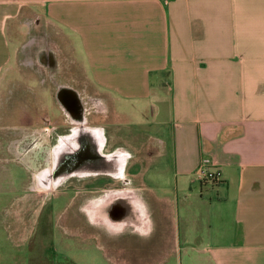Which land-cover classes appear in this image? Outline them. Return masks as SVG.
Listing matches in <instances>:
<instances>
[{"label":"crops","instance_id":"obj_1","mask_svg":"<svg viewBox=\"0 0 264 264\" xmlns=\"http://www.w3.org/2000/svg\"><path fill=\"white\" fill-rule=\"evenodd\" d=\"M33 23L56 36L55 49H39L51 52V65L33 70L36 54L24 65L34 79H67L80 98L130 102L147 115V144L118 146L123 176L149 206L129 204L128 216L113 224L125 231L100 235L72 213L88 191L38 187V146L2 132L0 207L11 193L24 210L49 206L55 228L69 211L73 227L87 229L75 242L100 253L73 264H264V0H0V84L17 75L14 26ZM32 35L26 31L23 53L35 45ZM47 96L40 103L55 107ZM129 136L136 142L142 134ZM204 157L215 163L216 182L194 178ZM152 160L163 164L152 168L154 180L171 169L174 184L165 193L158 181L142 183Z\"/></svg>","mask_w":264,"mask_h":264},{"label":"flooded vegetation","instance_id":"obj_2","mask_svg":"<svg viewBox=\"0 0 264 264\" xmlns=\"http://www.w3.org/2000/svg\"><path fill=\"white\" fill-rule=\"evenodd\" d=\"M40 63L51 65L50 51L49 55L44 50L36 52L35 65ZM34 80L41 90L45 89L50 94L49 98L56 107V111H52L35 97L24 98L23 115L28 120L25 128L32 131L48 129L34 131L21 144L32 148L38 146V187L48 193L66 188L79 192L84 188L88 192L82 190L79 195L78 203L72 209L74 217L79 222L90 223L100 235L118 236L113 232L120 234L125 227L115 228L113 224L128 216L131 208L127 206L138 201L146 209L149 202L145 193L136 189L132 181L122 174L125 151L118 144L109 146L105 124H96L92 120L94 115H102V102L93 96L80 98L78 91L67 85V79H54L49 74L48 79ZM27 93L34 94L33 91ZM43 138L48 140L46 146L40 145ZM98 178L108 179L110 184L86 187L88 181ZM122 204L125 208L121 207ZM30 209L33 213L37 207Z\"/></svg>","mask_w":264,"mask_h":264},{"label":"rangeland","instance_id":"obj_3","mask_svg":"<svg viewBox=\"0 0 264 264\" xmlns=\"http://www.w3.org/2000/svg\"><path fill=\"white\" fill-rule=\"evenodd\" d=\"M14 29L16 30L15 35L18 39L17 47L19 50H16V60L15 64L13 63L12 72L17 75H13L12 79H4L2 84H0V134L7 132L11 136V141L16 140L22 135L32 136L35 131L25 128L27 127L25 122H28V120L23 115L24 100L30 96L32 99L35 97V100L37 99L39 102H43L44 100L45 103H49L47 93L41 91L38 83L34 80L32 70L24 68V65L33 59V56H35L42 46L52 49L56 47L54 45L56 36H51L50 26L44 30L42 23H33L28 28L17 24L14 26ZM26 31L38 36V39L35 45L23 53L21 45L27 39L25 36ZM11 38L15 40L13 35H11ZM29 53H31V56L28 55ZM30 57L31 59H29ZM32 69H39V65H34ZM31 91L34 92L33 95L27 93ZM100 101L103 107L102 115H94L92 120L96 124H105L108 130V143L110 145L112 143L120 144L132 150L131 146L134 149L135 144L140 148L147 144L149 133H151L146 131L147 115L145 118L141 116L137 109L131 107L130 102L116 101L113 103L111 100ZM114 108H116V113ZM51 110L56 111V107H52ZM135 130L137 133L142 134L141 139L136 142L129 136ZM125 134L127 135L125 136ZM148 164L150 170H146L147 173L142 183L144 186L152 188V180H154L152 168L156 167L160 169L163 164H156V160H152ZM166 166L162 172V177L154 180L164 186L161 189L163 193L167 192L174 184V181L169 177L171 169L169 171L168 165ZM9 167L17 182V179L20 177L16 172L17 168L13 162ZM140 167L141 164L130 166L129 173L141 170ZM106 183L109 184L108 179L98 178L88 181L86 187L90 189ZM52 196L51 199L54 203L58 199ZM6 199L2 205L4 207H0V264H39L40 262L42 264H73L71 263L72 258L79 259L81 263L82 259H86V257L96 258L100 255L97 250H84L75 242L74 239H79L77 240L78 243L83 242L87 229L82 226L73 227L74 224L68 220L70 217L69 211H64L59 217L55 218V228L52 226L53 220L49 206H44L41 212H38L36 209L35 212L30 213L31 206L28 205L25 211L22 206L18 205L19 202L13 200L15 199L13 193H11L10 201H8V198ZM32 199H34V196ZM32 203L28 200V204ZM77 236L78 238H76ZM108 252L105 250L104 253L107 254ZM151 263L152 261H144V264Z\"/></svg>","mask_w":264,"mask_h":264},{"label":"built area","instance_id":"obj_4","mask_svg":"<svg viewBox=\"0 0 264 264\" xmlns=\"http://www.w3.org/2000/svg\"><path fill=\"white\" fill-rule=\"evenodd\" d=\"M215 163L209 158H202L198 167L194 172V178L199 183L202 182H216L218 179V173L214 169Z\"/></svg>","mask_w":264,"mask_h":264},{"label":"trees","instance_id":"obj_5","mask_svg":"<svg viewBox=\"0 0 264 264\" xmlns=\"http://www.w3.org/2000/svg\"><path fill=\"white\" fill-rule=\"evenodd\" d=\"M39 264H42V262H40Z\"/></svg>","mask_w":264,"mask_h":264}]
</instances>
